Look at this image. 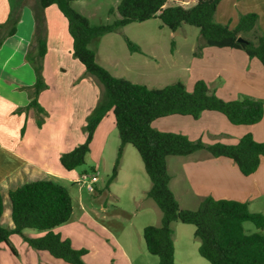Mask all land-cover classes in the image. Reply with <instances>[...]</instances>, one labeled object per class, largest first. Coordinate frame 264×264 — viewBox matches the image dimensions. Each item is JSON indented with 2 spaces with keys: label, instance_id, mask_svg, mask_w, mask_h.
<instances>
[{
  "label": "crops",
  "instance_id": "obj_1",
  "mask_svg": "<svg viewBox=\"0 0 264 264\" xmlns=\"http://www.w3.org/2000/svg\"><path fill=\"white\" fill-rule=\"evenodd\" d=\"M22 1L24 5L16 31L6 37L0 45V194L2 201L8 200L10 190L16 189L25 182L53 180L66 187L64 182L66 178L78 184V173L75 169L66 170L61 165L59 157L85 140L87 117L100 95L98 84L85 73L84 66L78 59L73 58L72 36L68 30L67 20L58 6L52 4L44 9L46 51L42 58V77L46 87L37 96L38 103L44 112L38 113L33 107H28L30 91L26 87L32 86L36 81L32 57L36 55L37 46L34 40L35 21L31 7L34 0ZM96 1L75 0L72 1L71 6L91 22L98 17V13L103 8L108 6L107 3ZM181 1L185 2L183 6L189 7L197 0ZM118 2L119 0H113L111 7L115 8ZM174 4V0H168L164 6ZM89 6L92 7L91 11L88 10ZM248 12L257 14L255 28L258 32L264 33V0H220L214 19L233 27L239 16ZM9 13L10 0H0V24L6 21ZM114 16L118 17V14L115 12ZM151 19L154 20V25L148 24ZM151 19L128 23L122 26L121 30L100 36L94 45L90 44V47L95 50L96 62L114 76L148 87L161 85L159 78L162 68L159 69L156 57L159 44L171 51V38L173 37V44L175 37H179L190 52H193L195 43L200 42L201 39L199 28L196 26L183 23L176 31H172L166 30V26L162 25L158 17ZM152 30L156 33L152 34ZM125 37L137 44L139 50L131 51ZM178 51L179 49L175 55L174 51H171L173 61L175 57L181 56V54L178 56ZM197 53H199L198 79L189 80L190 84H188L189 81L180 80L185 82L187 89H191L197 80L203 79L222 99L230 100L248 96L264 100V68L257 58L249 57L242 49L208 45H204ZM206 61H210L211 65L207 66ZM189 70H192V67ZM233 77L237 81H233ZM232 82L233 85H231ZM38 119L41 120L40 124ZM151 125L159 131L181 133L191 140L200 139L206 144L214 142L235 144L246 133H251L256 141H264V113L262 119L252 125L232 124L222 113L210 110L203 111L197 118L179 114L159 117L153 120ZM116 130L114 115L112 117L108 112L98 123L89 152L85 157L86 161L87 155L94 154L93 171H97L96 166L99 168L101 164H107L104 156L107 139L113 136ZM119 140L114 146L112 159H114ZM126 152L133 154L127 144L124 145L123 154L120 157L121 164L117 175L107 188L110 195L117 181L124 188L128 180L132 178L127 173V169L123 168L124 161L125 164H130ZM166 161L171 177L169 186L180 207L196 209L204 197L212 196L216 199L246 202L250 211L264 215V157L260 159L257 169L249 175L242 174L230 158L214 157L205 150L185 156L171 155ZM136 162L138 169H144L143 162L140 164L138 159ZM143 183L146 187L142 192L146 194L148 184L145 181ZM94 186L99 191L96 183ZM107 210V207L102 205L101 212L106 213ZM150 210L152 213L149 219L153 223L144 221L140 226L141 230L149 224H160L161 210H157L155 206L150 207ZM104 217L105 215L102 214V219H105ZM89 219L97 223L92 216H89ZM143 219L145 216H142L141 220ZM68 221L56 226L53 230L62 238L69 239L74 248L80 249L74 241L73 229L68 230L70 227ZM0 224L6 228L14 227L11 202L4 200ZM172 229L174 264H210L198 253L199 241L183 236V233L188 232L185 226L173 222ZM248 232L253 231L248 230ZM262 232L264 233V229ZM24 233L28 236H41L44 232L26 229ZM10 244L15 252H12L8 246H0V262L5 261L0 264H68L46 251L32 249L18 234L10 235ZM127 250H122L125 264H159L157 256H152L148 250H142L139 246L133 247L134 257L129 256ZM88 263L95 264L91 261Z\"/></svg>",
  "mask_w": 264,
  "mask_h": 264
},
{
  "label": "trees",
  "instance_id": "obj_2",
  "mask_svg": "<svg viewBox=\"0 0 264 264\" xmlns=\"http://www.w3.org/2000/svg\"><path fill=\"white\" fill-rule=\"evenodd\" d=\"M72 1L75 0H34L31 6L37 52L32 57L36 81L26 87L30 91L28 107H33L38 113L44 112L37 96L46 87L42 77V58L46 51L44 9L52 4L58 6L67 20L72 36V55L84 66L85 73L94 79L101 92L87 117L85 140L60 155L61 165L70 171L85 164L98 123L112 111L120 146L105 188L117 175L123 146L131 144L139 153L151 181L146 195L162 213L159 225H146L142 230L146 249L158 257L159 264H174L172 223L176 221L194 226L193 234L199 241L198 253L210 264H264V215L250 211L246 202L212 196L204 197L196 209L180 207L169 186L171 177L166 161L171 155L185 156L205 150L214 157L230 158L242 174L249 175L264 157V141H256L251 133H246L235 144H206L181 133L159 131L151 125L159 117L179 114L197 118L205 110L222 113L232 124L252 125L263 117L264 100L248 96L225 100L201 79L191 90L180 80L163 87H148L112 75L96 62L95 50L90 47L105 33L116 31L128 23L158 17L162 25L172 31L183 23L198 27L201 39L198 51L204 45L242 49L249 57L257 58L264 68V33L255 28L257 14H241L236 25L231 27L214 19L220 0H197L189 7L183 6L181 0H174L175 4L171 6H164L168 0H119L115 8L109 9L118 17L109 23L92 24L71 6ZM23 5L22 0H10L8 18L0 24V45L15 33ZM239 37L243 40L239 41ZM125 41L131 51L139 50V46L127 37ZM38 120L40 124L41 120ZM9 199L14 227L6 228L0 224V246H8L15 252L10 244V235L18 234L32 248L48 251L63 262L88 264L82 259L86 249L74 248L69 239L62 238L53 230L73 214L72 198L65 186L53 180L25 182L9 191ZM2 209L0 194V216ZM245 222H251L256 231L246 232ZM26 229L44 233L28 236L24 233Z\"/></svg>",
  "mask_w": 264,
  "mask_h": 264
},
{
  "label": "rangeland",
  "instance_id": "obj_3",
  "mask_svg": "<svg viewBox=\"0 0 264 264\" xmlns=\"http://www.w3.org/2000/svg\"><path fill=\"white\" fill-rule=\"evenodd\" d=\"M109 1H96L99 3H107L108 6L103 8V10L98 13L99 15L97 18L91 20L92 24L109 23L116 18L114 16L115 11L113 13L109 12V9L112 8L111 5L113 4V0ZM91 9L92 7L89 6L88 10L91 11ZM148 24L154 25V20L151 19ZM166 28V30H170L168 27ZM121 29L122 27L117 30ZM153 33H156V31L152 30V34ZM172 38L170 49L171 51H174V55L177 49H179L178 56L180 54L181 56L175 57V61H173V57H171V51L166 49L162 44H159L156 49V54L158 55L156 57L158 59L159 69L162 68V70L161 77L159 78V82H161V85H159L158 87L167 83L174 82L178 79L189 81L192 79H198L199 77L197 75L199 71V63L197 64V61L199 59H197V57H199V53H196L198 52L197 45L199 44V41L195 43L193 52H190V50L185 46V43L179 37H175L173 44ZM98 39H100V37L95 39L92 44L94 45V43ZM73 58L75 57L73 56ZM205 64L207 66H210L211 62L206 61ZM190 67H192V70H189ZM232 79L233 81H237L234 77ZM183 83L185 82L183 81ZM190 83L191 82L189 81L188 84ZM233 84L234 83L232 82L231 85ZM109 112L113 117L112 111ZM118 139L119 137L116 130L114 135L109 136L107 139L104 151L105 163L107 164L103 163L99 168L98 166H96V172H98V181L96 182V185L98 186L99 191L96 190V186H94L93 191H88L85 186H80L79 184H75L74 182H71L66 178L64 179L66 188L72 198V205L74 208V212L68 221L70 226L68 230L70 231V229H73L74 241H76L80 248L86 249V254H84L82 257L83 261L86 263H88V261H91L95 262V264H125L126 260L122 253V250L128 249L127 254L132 257H134V246H139V248H141L142 250H147L142 235L143 229L141 230L140 226L142 223H144V221L153 223L150 222L152 220L149 219L152 213L150 207L153 208V206H155L157 210L159 209L157 204L146 195L151 186V181L144 169H138L136 160L138 159L140 164H142V160L137 150L131 144H127V146L131 148L133 154H128L126 152L130 164H125L126 162L124 161L123 168L127 169V173L130 174L132 178L128 180L124 188L120 185V182L117 181L112 188L111 195L109 194L107 188H105L106 181L117 158L120 140L118 141L115 148L114 159H112V152ZM123 150L124 146L122 148L121 156L123 154ZM93 155V153L91 155H87L85 164L75 169L78 175L82 174L83 171H86L85 173H88L89 175L93 172L91 171V166L93 165ZM120 164L121 160L119 159L118 167L120 166ZM129 165L131 166L130 168L128 167ZM143 181L148 184V190L146 191V194L142 192L144 187H146ZM4 200L5 202H10L9 198L8 200ZM102 205H105L107 207L108 210L106 213L101 212ZM102 214L105 215V219H102ZM89 216H92L94 219H96L97 223L91 221L89 219ZM142 216H145V219L141 220ZM176 222L177 224L185 226L187 228L188 232L183 233V236H187L191 240H193L194 238L198 241V239L194 237V226L192 224L181 223L179 221ZM243 226L246 232H248V230L256 231L255 226L251 222H245ZM105 228H107L108 230H106ZM16 238L19 239V237ZM124 254L126 256V253ZM152 256L156 255L152 254ZM16 258L18 259L17 256ZM2 262L5 261L2 260L0 263Z\"/></svg>",
  "mask_w": 264,
  "mask_h": 264
},
{
  "label": "built area",
  "instance_id": "obj_4",
  "mask_svg": "<svg viewBox=\"0 0 264 264\" xmlns=\"http://www.w3.org/2000/svg\"><path fill=\"white\" fill-rule=\"evenodd\" d=\"M97 181H98V172L93 171L90 175L85 172L80 174L77 183L80 184L81 186H85L88 191H93L94 185Z\"/></svg>",
  "mask_w": 264,
  "mask_h": 264
},
{
  "label": "water",
  "instance_id": "obj_5",
  "mask_svg": "<svg viewBox=\"0 0 264 264\" xmlns=\"http://www.w3.org/2000/svg\"><path fill=\"white\" fill-rule=\"evenodd\" d=\"M239 41L243 40L241 37L238 38Z\"/></svg>",
  "mask_w": 264,
  "mask_h": 264
}]
</instances>
